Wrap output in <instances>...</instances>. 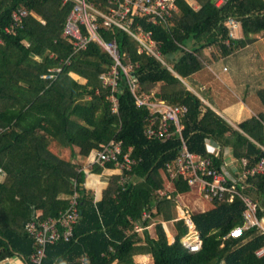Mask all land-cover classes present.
Here are the masks:
<instances>
[{"label": "trees", "instance_id": "1", "mask_svg": "<svg viewBox=\"0 0 264 264\" xmlns=\"http://www.w3.org/2000/svg\"><path fill=\"white\" fill-rule=\"evenodd\" d=\"M91 1L103 9L108 3ZM194 1L199 8L174 0L169 13L135 18L152 32L159 56L140 52L139 41L126 31L105 34L116 37L123 62L133 65L130 75L120 69L113 89L100 77L111 70L113 58L94 42L74 52L64 36L73 1L0 0V261L18 257L23 264H35L36 244L26 223L37 214L40 219L59 217L77 192L80 218L73 237L48 244L41 264H134V256L145 253L154 264H264L261 227L229 235L245 223L247 205L240 195L229 200L226 191L222 198L209 199V210L191 213L202 238L201 248L193 252L182 243L188 226L165 194L163 173L185 143L192 153L209 158L210 167L223 171L230 184L238 178L239 191L258 204L257 217L264 225V174L243 175L264 158V111L235 127L185 81L216 62L222 68L227 56L264 38V0ZM19 9L28 12L21 22L13 17ZM231 19L240 26L231 27ZM67 58L70 62L54 78L43 76ZM130 77L138 94L187 107L181 130L172 123L170 137H148L147 127L159 128L161 115L151 120L150 107L137 105ZM258 95L264 104L263 87ZM111 141L121 143L120 160L129 152L134 161L122 171L126 181L121 174L109 176L96 201L84 187L87 172L79 159ZM113 166L96 162L90 172ZM166 175L174 183V196L195 187L182 174ZM173 221L177 233L169 242L164 223ZM153 222L155 236L148 229Z\"/></svg>", "mask_w": 264, "mask_h": 264}, {"label": "built area", "instance_id": "2", "mask_svg": "<svg viewBox=\"0 0 264 264\" xmlns=\"http://www.w3.org/2000/svg\"><path fill=\"white\" fill-rule=\"evenodd\" d=\"M65 2L69 0H64ZM73 1V8L67 18V23L64 29V36L69 37L72 41L73 51L77 52L85 49L89 43L94 42L98 44L105 52L113 58V65L111 70L103 73L100 77L104 84L111 86L113 89L117 86L120 69L127 75H130L132 64H125L123 62L122 53L120 51L116 37L112 39L105 38V34H114L117 29L126 31L132 35L140 43L139 51H148L160 55L157 50L156 41L152 38V32L146 30L142 24L135 23L137 16L147 15L149 19L169 13V10L174 7V0H107L106 9L100 7L91 0H71ZM226 0H217V5H222ZM28 12L25 9L15 11L13 17L15 21L21 22L27 16ZM43 21V20H42ZM44 22V21H43ZM230 26L233 28L239 27V21L231 19ZM14 25L6 27V31L13 32ZM1 41V38H0ZM70 59L61 61V65L50 69L48 73L43 75L45 78H54L59 71L62 70L63 65L69 63ZM133 81L131 85L132 90L136 96L137 105H147L150 107L151 120L158 118L161 115L159 128L152 125L146 129L149 138L152 137H170L171 131L169 127L173 123L178 130L182 129L181 117L187 110L183 105H172L157 97L152 98L153 95L143 94L140 95L136 92L137 83L134 78L130 77ZM113 109L117 110V98L112 96ZM94 157L92 163L99 162L105 165L108 162H115L116 167L119 168L121 174V181L124 183L127 176L122 173L124 169H130L133 159L130 157L129 152L122 155L121 143L119 141H111L108 144H103L100 149L92 151ZM244 160V165H246ZM211 161L209 158H200V156L192 153L186 144L182 146L176 160L168 162L166 166V173L171 178L182 174L192 186L198 185L201 192L205 197L213 199L214 197L222 198L226 191L229 193V200L233 199L236 195H240L243 202L247 205L244 211L245 223L244 226L232 229L229 235L238 237L243 233L244 228L252 226L261 227L264 230V225L257 217L258 204L252 199L251 196L242 194L236 182L229 183V178L223 171L210 167ZM245 173H261L264 174V158L258 165L252 168H245ZM242 177V176H241ZM239 177V179L241 178ZM244 187V185H242ZM79 197L77 192H74L70 197V206L65 213L57 218L40 219L39 214L30 219L25 226L26 231L35 240L36 250L31 256V261L35 264H41L45 255L46 247L50 243H56L61 240H70L73 237L74 223L80 218ZM184 210L182 219L188 226V231L182 237V243L190 249V251H198L202 246V238L196 225L192 220L191 213ZM145 216H149V212L145 211ZM144 226L140 225L138 230ZM264 252V249L261 250ZM9 258L0 261V264H6Z\"/></svg>", "mask_w": 264, "mask_h": 264}, {"label": "crops", "instance_id": "3", "mask_svg": "<svg viewBox=\"0 0 264 264\" xmlns=\"http://www.w3.org/2000/svg\"><path fill=\"white\" fill-rule=\"evenodd\" d=\"M258 42H261V44H258ZM263 44L264 38L262 37L255 41V43L249 44L247 48L232 53L231 56H227V64L222 68H220L221 64L216 62L215 65H209L207 70L188 79L191 88L235 127L241 121L264 111V104L258 95V90L262 87L264 88V49L261 48ZM243 66H245L244 69ZM234 67L237 70L236 72ZM238 67L241 69V74H238ZM93 157L94 153L91 152L82 165L84 171L87 172L84 187L91 190L95 195V200L98 201L103 197L105 188L108 185L109 176L120 174V170L118 167L113 166L105 167L101 173H92L90 171L93 166ZM227 162L231 164L230 167L235 171V168H237L235 160L230 157L227 159ZM233 170L230 169L231 172ZM163 175L165 180V194L167 197L175 200L172 198L175 190L174 183L169 180L166 173H163ZM192 192H194V188H191L188 192L177 194L180 203L177 205L175 202V207H177L179 218L184 215L183 209L193 213V211L201 212L213 207L209 199L201 192L197 193L195 191L196 196L186 200V195ZM196 198H200L205 202L208 201L209 205L205 204L202 206L196 201ZM171 223L175 224V221ZM171 223H164L169 242L175 240L177 233L176 226L171 225ZM171 227L174 228L172 229ZM148 229L153 236L156 235L154 222L148 226ZM142 230L140 232H143ZM6 264L23 263L20 258L13 257L9 258ZM112 264H116V261ZM134 264H154V260L151 254H137L134 256Z\"/></svg>", "mask_w": 264, "mask_h": 264}, {"label": "rangeland", "instance_id": "4", "mask_svg": "<svg viewBox=\"0 0 264 264\" xmlns=\"http://www.w3.org/2000/svg\"><path fill=\"white\" fill-rule=\"evenodd\" d=\"M189 1V3H191L192 5H193V7H195V8H199V5L196 3V1H194V0H188ZM261 38V37H260ZM261 48L262 49H264V44L261 46ZM207 53H209V51H207ZM251 64V63H250ZM252 65V64H251ZM245 68V66H243V69ZM234 70H235V72L237 71L236 70V68L234 67ZM238 74H241V69H240V67H238ZM186 81V84L189 86V88H191V84L188 82V79L187 80H185ZM190 84V85H189ZM202 94H204V93H202ZM64 155H65V157H69L70 156V151L69 150H66L65 152H64ZM79 161H81L82 162V164H83V162H84V160L82 161V159H79ZM195 191L198 193V192H201V190H200V187L198 186V185H196L195 187H194V192H192L191 194H188V195H186V197H185V199L186 200H188V199H191L192 197H195L196 195V193H195ZM202 193V192H201ZM162 194H163V192H162ZM203 194V193H202ZM201 196H203V195H201ZM168 198H170V197H168ZM172 198H174L175 200H174V202H176L177 203V205H179V197L176 195V196H173ZM203 198H205L204 196H203ZM207 198V197H206ZM207 199H209V198H207ZM181 201V200H180ZM196 201H198L202 206H204L205 204L207 205H209V202L207 201V202H205V201H203L202 199H200V198H196ZM187 204V203H186ZM185 204V205H186ZM192 212V211H191ZM194 212V211H193ZM179 216H181V215H179ZM179 218V217H178ZM179 219H182V217H180ZM170 224V223H169ZM171 225H173V226H175V224L173 223H171ZM172 229L174 228V227H171ZM175 233H176V231H175Z\"/></svg>", "mask_w": 264, "mask_h": 264}]
</instances>
